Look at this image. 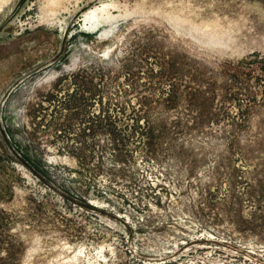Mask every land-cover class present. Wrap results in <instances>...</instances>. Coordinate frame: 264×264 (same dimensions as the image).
<instances>
[{
	"label": "rangeland",
	"instance_id": "1",
	"mask_svg": "<svg viewBox=\"0 0 264 264\" xmlns=\"http://www.w3.org/2000/svg\"><path fill=\"white\" fill-rule=\"evenodd\" d=\"M0 264H264V0H0Z\"/></svg>",
	"mask_w": 264,
	"mask_h": 264
},
{
	"label": "bare ground",
	"instance_id": "2",
	"mask_svg": "<svg viewBox=\"0 0 264 264\" xmlns=\"http://www.w3.org/2000/svg\"><path fill=\"white\" fill-rule=\"evenodd\" d=\"M107 6V5H106ZM104 7V6H103ZM95 10L94 9H92L91 11H89V12H86V16L88 17V16H92L94 13ZM96 12V11H95ZM97 15V14H96Z\"/></svg>",
	"mask_w": 264,
	"mask_h": 264
}]
</instances>
